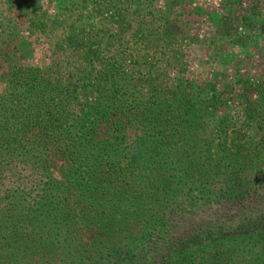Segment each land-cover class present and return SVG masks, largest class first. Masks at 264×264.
Segmentation results:
<instances>
[{
	"label": "trees",
	"instance_id": "trees-1",
	"mask_svg": "<svg viewBox=\"0 0 264 264\" xmlns=\"http://www.w3.org/2000/svg\"><path fill=\"white\" fill-rule=\"evenodd\" d=\"M182 1L0 0V264H264V78L174 75Z\"/></svg>",
	"mask_w": 264,
	"mask_h": 264
},
{
	"label": "rangeland",
	"instance_id": "rangeland-1",
	"mask_svg": "<svg viewBox=\"0 0 264 264\" xmlns=\"http://www.w3.org/2000/svg\"><path fill=\"white\" fill-rule=\"evenodd\" d=\"M259 1L262 5L254 6ZM155 2L162 6L165 0ZM43 6L54 13L58 4L44 0ZM252 6L253 18H245L246 9ZM1 9L7 10L5 3ZM176 9L169 17L174 19V30L184 36V41L173 51L184 53V57L182 66L174 68V75L205 82L204 92L221 93L233 107L239 96L245 97L242 93L264 78V0H183ZM19 22L18 60L45 68L59 63L58 57L63 56L49 50L44 34L28 27L25 19ZM53 170L59 173V168Z\"/></svg>",
	"mask_w": 264,
	"mask_h": 264
}]
</instances>
